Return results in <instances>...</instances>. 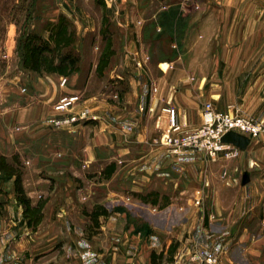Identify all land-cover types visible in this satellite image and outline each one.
Masks as SVG:
<instances>
[{
  "label": "crops",
  "instance_id": "0c3cea01",
  "mask_svg": "<svg viewBox=\"0 0 264 264\" xmlns=\"http://www.w3.org/2000/svg\"><path fill=\"white\" fill-rule=\"evenodd\" d=\"M99 2L125 43L123 77L115 44L94 66L108 69L114 91L90 93L79 69L30 74L18 102L0 109V157L15 166L7 150L39 149L17 174L0 170V264H173L199 250L222 264H264V133L230 160L151 144L168 108L187 130L200 125L206 102L264 124V0H178L171 12L136 18L126 0ZM167 20L164 58L148 40L163 41ZM74 93L75 110L94 119L51 129L53 105Z\"/></svg>",
  "mask_w": 264,
  "mask_h": 264
},
{
  "label": "rangeland",
  "instance_id": "374dc122",
  "mask_svg": "<svg viewBox=\"0 0 264 264\" xmlns=\"http://www.w3.org/2000/svg\"><path fill=\"white\" fill-rule=\"evenodd\" d=\"M174 1L178 0H126L124 10L129 11L134 16L133 18L145 17L147 14L156 13L160 6L170 7L171 12V9L176 8L173 6ZM206 6L213 8L216 5L208 4ZM62 22L66 26L65 36L68 37L72 33L73 42L66 44V39L61 40L59 46L56 47V42L51 37V29L52 26H59ZM131 22L133 29L137 28L136 30L139 31L141 22L137 19ZM114 24L109 21L103 3H100L99 0H0V97L5 88L9 89L8 98L5 101L0 100V109L4 106L10 107L13 103L18 102L16 92H24L22 89L24 85L28 86L30 74L42 76L50 73L47 68L56 66L62 55H70L71 59L76 60L73 70H69L67 67L64 74H70V72L79 69L82 78L81 84L85 78V86L87 85L90 93L99 92L110 95L114 91L115 84L109 79L108 69L101 68V71H105L104 74L99 75L94 66L100 58L101 49L105 44L110 49L109 45L112 43L115 44L117 50H120L118 51L120 52L119 58H112L113 60L117 59V64L121 65L116 72L122 77L126 74L127 69L124 67L122 60L124 57L121 53L125 43L118 32V27ZM170 24V20L165 23L163 41L148 40L151 45L160 43L164 50L160 55L162 54L161 56L164 58L170 56L165 51V47L173 40V28L170 27ZM34 36L40 37L41 40H35L32 38ZM187 36L180 39L187 40ZM106 40L109 41L106 42ZM28 42L31 45L46 44L52 50L44 52L47 58L42 60V67L37 72L28 68L26 60ZM64 43L66 46L63 45ZM138 43L140 44L141 41ZM103 54L101 59L106 57L108 62L111 55L108 52ZM30 150L28 147L21 148L19 151L7 150L10 158L14 155L19 157L17 160L11 161H15L14 167L18 171L28 167L27 159L33 152L39 151L38 147H33ZM56 197H60L59 192ZM80 200L83 201V204L86 203L84 196H81Z\"/></svg>",
  "mask_w": 264,
  "mask_h": 264
},
{
  "label": "built area",
  "instance_id": "2783aa9c",
  "mask_svg": "<svg viewBox=\"0 0 264 264\" xmlns=\"http://www.w3.org/2000/svg\"><path fill=\"white\" fill-rule=\"evenodd\" d=\"M187 1V0H186ZM137 67L142 63L137 62ZM66 78L60 79V86L64 87ZM25 91V89H22ZM82 102L80 93L62 95L53 105V110L58 116L51 119L49 127L53 130L72 131L79 123L88 122L94 117L86 110H75ZM168 114L167 127L157 138L151 140L154 147H163L171 154H178L184 150H196L202 152L211 160H230L238 156L239 148L231 143L223 142V137L228 133L242 135L249 140L258 138L264 133V124L253 118L231 113L230 110L218 111L212 103L206 102L201 111V123L193 129H185L179 124L176 111L173 108L165 110ZM200 205V200H196ZM173 264H222L211 253L203 250L190 253L185 256L177 255Z\"/></svg>",
  "mask_w": 264,
  "mask_h": 264
},
{
  "label": "trees",
  "instance_id": "16d2710c",
  "mask_svg": "<svg viewBox=\"0 0 264 264\" xmlns=\"http://www.w3.org/2000/svg\"><path fill=\"white\" fill-rule=\"evenodd\" d=\"M51 33H52V35H51L52 40L56 42V47L59 46L61 40L66 39L67 40L65 42L66 44L67 43L71 44L73 42L72 38H71L72 33H70L68 37L65 36L66 35V26L63 25V22L59 26H57V25L52 26ZM32 38H34L35 40L36 39L41 40L40 37L36 38V36H34ZM65 43L63 45L66 46ZM28 47L29 48H28L27 54H26V60L28 62V68L31 71L37 72L42 67V65H41L42 60L47 58L44 55V52L45 51H52V50H50V48L46 44L45 45H43V44L42 45H31V43L28 42ZM105 58L106 57L101 59V64H102L101 67H103V65H105L107 62ZM75 64H76V60L71 59L70 55H62L59 57L57 65L53 66V67H48L47 70L50 73L51 72L64 73V70L67 67L69 70H73V68L75 67ZM0 170L4 174H6L7 176H11V175L18 173V170L14 166L8 164L6 162V160L2 157H0Z\"/></svg>",
  "mask_w": 264,
  "mask_h": 264
},
{
  "label": "water",
  "instance_id": "95a60500",
  "mask_svg": "<svg viewBox=\"0 0 264 264\" xmlns=\"http://www.w3.org/2000/svg\"><path fill=\"white\" fill-rule=\"evenodd\" d=\"M222 140H223V142L233 144L234 146L238 147L239 149L245 147L249 142L248 138H246L242 135L235 134V133L226 134ZM248 180H249L248 174L245 173L242 177V184H246L248 182Z\"/></svg>",
  "mask_w": 264,
  "mask_h": 264
}]
</instances>
